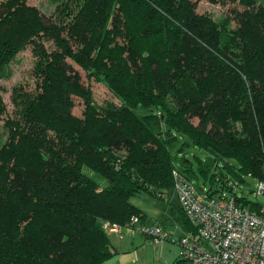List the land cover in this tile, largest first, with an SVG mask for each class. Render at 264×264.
I'll return each instance as SVG.
<instances>
[{
    "label": "trees",
    "instance_id": "trees-1",
    "mask_svg": "<svg viewBox=\"0 0 264 264\" xmlns=\"http://www.w3.org/2000/svg\"><path fill=\"white\" fill-rule=\"evenodd\" d=\"M55 2L48 17L27 0L0 1V73L27 43L37 57L35 89H13L23 120L0 147V264H103L111 228L136 231L126 228L133 216L147 224L132 198H163L174 170L195 186L201 173L209 196L231 180L244 189L246 176L264 179V2L236 10L235 27L189 0ZM73 63L120 103L97 104ZM160 122L168 129L157 131ZM179 134L208 159L183 156L178 167Z\"/></svg>",
    "mask_w": 264,
    "mask_h": 264
},
{
    "label": "rangeland",
    "instance_id": "rangeland-1",
    "mask_svg": "<svg viewBox=\"0 0 264 264\" xmlns=\"http://www.w3.org/2000/svg\"><path fill=\"white\" fill-rule=\"evenodd\" d=\"M2 1V0H0ZM190 4L197 12L202 15L210 16L219 25L227 24L228 26L235 27L234 12L236 10H243V4H250L252 0H189ZM258 2L264 0H257ZM30 5L37 6L45 16L50 17L53 15L56 2L55 0H27ZM45 44L49 47L52 43L47 38L44 39ZM32 43H27L8 64L7 72L0 73V87L2 89V98L4 104V112L0 118V147L13 138L12 125L15 121L21 122V108L12 100L14 87H20L22 91L28 93L33 91L36 87L37 76L35 73V64L37 62L36 55L33 54ZM73 65L81 71L84 77L86 86H90L93 92L94 100L97 104H104L108 101L120 103L119 99L112 93L104 82L90 81L87 78L86 72ZM9 74V75H8ZM75 107L74 113L81 115L84 105L83 99L74 98ZM137 114L144 116L148 110L141 105L134 108ZM197 122V120H195ZM154 128L157 131L166 130L168 126L165 123H156ZM174 157L178 155L175 162L178 167H181L180 160L183 156L192 158L195 165L198 166V158L202 157L208 159L207 155L202 148L192 144L188 135L179 134V139L171 147ZM199 156V157H198ZM198 157V158H197ZM231 168V167H230ZM199 171V167L196 169ZM105 186L111 185L107 179H104L97 173L88 172ZM200 173V172H199ZM203 175L200 173L199 179H194L196 187L203 184ZM247 182L244 184L243 192L245 196L253 201H259L264 205V195L258 194L257 181L249 176H246ZM262 180V178H259ZM239 181V179H236ZM206 185L209 186V183ZM207 187V186H206ZM175 188H170L167 191L165 199L154 198L147 192H142L140 195H145L149 199L144 204L145 211L147 212L146 219L149 223L152 220L163 224L164 228L168 231L169 238L165 240H156L148 238L143 233L134 230L124 231H109V237L113 245V254L106 259L104 264H176L181 254V246L176 240L185 234H188L195 228L189 222L190 230L188 231L186 220L184 219L181 210L179 209L180 201L177 200V191ZM254 191V192H252ZM173 198L172 203L169 199ZM134 199V198H132ZM179 199V197H178ZM141 202V201H140ZM261 209V207H260ZM261 211V210H260ZM189 263V262H187Z\"/></svg>",
    "mask_w": 264,
    "mask_h": 264
},
{
    "label": "built area",
    "instance_id": "built-area-1",
    "mask_svg": "<svg viewBox=\"0 0 264 264\" xmlns=\"http://www.w3.org/2000/svg\"><path fill=\"white\" fill-rule=\"evenodd\" d=\"M180 206L193 230L178 243L181 255L191 264H264V205L261 211L243 204V188L230 181L221 193L209 196L179 170L173 171ZM257 193L264 195V179H256ZM115 226L111 230H118ZM128 230L135 228L149 238L165 240L168 232L158 224H143L133 216Z\"/></svg>",
    "mask_w": 264,
    "mask_h": 264
},
{
    "label": "crops",
    "instance_id": "crops-1",
    "mask_svg": "<svg viewBox=\"0 0 264 264\" xmlns=\"http://www.w3.org/2000/svg\"><path fill=\"white\" fill-rule=\"evenodd\" d=\"M176 190V189H175ZM168 191V190H167ZM167 191H165L163 194H162V197L163 198H160V199H165L166 198V195H167ZM176 192V191H175ZM148 194H150L151 196H153L154 198H159V197H156V196H154L153 194H151V193H149V192H147ZM176 195H177V193H176ZM173 198H171V199H169V203H172V200ZM148 200H151V199H149V197H146L145 195H137V196H135L134 197V199H133V202L136 204V205H138L141 209H143L144 210V212H145V219H143L147 224H153V223H160V222H156V221H154V220H152L151 221V223H149L148 221H147V219H146V217H148L147 216V212L145 211V202L146 201H148ZM177 200H179L178 199V195H177ZM141 201V202H140ZM179 207V209L181 210V208H180V205L178 206ZM162 224V223H161ZM163 225V224H162ZM187 227H188V231L190 230V227L187 225ZM111 231H118V232H120L121 231V228H118V230H111ZM134 232H136V231H134ZM120 233H122V232H120ZM105 262V261H104ZM104 264V263H103Z\"/></svg>",
    "mask_w": 264,
    "mask_h": 264
},
{
    "label": "water",
    "instance_id": "water-1",
    "mask_svg": "<svg viewBox=\"0 0 264 264\" xmlns=\"http://www.w3.org/2000/svg\"><path fill=\"white\" fill-rule=\"evenodd\" d=\"M252 192H254V191H252ZM187 264H191V263H187Z\"/></svg>",
    "mask_w": 264,
    "mask_h": 264
}]
</instances>
